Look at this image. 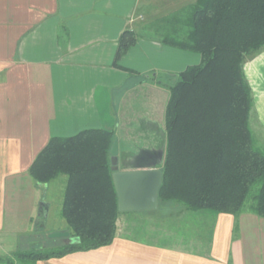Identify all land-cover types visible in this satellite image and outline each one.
Segmentation results:
<instances>
[{"label":"crops","instance_id":"0c3cea01","mask_svg":"<svg viewBox=\"0 0 264 264\" xmlns=\"http://www.w3.org/2000/svg\"><path fill=\"white\" fill-rule=\"evenodd\" d=\"M194 1L0 0V237L1 244L9 236L17 242L2 253L13 255L21 242L31 247L39 220L48 219L40 194L50 182L37 183L29 168L52 136L108 130L118 143L119 169H134L143 158L162 165L169 91L158 83L200 62L198 53L166 43L165 28L170 15ZM176 26L186 33L184 24ZM126 30L137 40L118 55ZM259 63L264 70V58ZM254 65L243 71L254 100L263 102L257 111H264L249 71ZM61 181L60 204L66 176ZM160 205L120 212L107 245L21 264H264V217L244 211L193 218L173 204L157 215ZM60 230L69 231L66 221Z\"/></svg>","mask_w":264,"mask_h":264},{"label":"trees","instance_id":"16d2710c","mask_svg":"<svg viewBox=\"0 0 264 264\" xmlns=\"http://www.w3.org/2000/svg\"><path fill=\"white\" fill-rule=\"evenodd\" d=\"M168 18L164 41L198 53L200 62L178 72L169 86L158 201H179L191 211L264 217V153L252 146L253 97L243 71L247 57L264 50V0H195ZM179 23L187 27L184 35ZM136 40L135 31H124L118 55ZM113 138L108 130L85 129L49 139L29 171L41 185L66 176L60 213L78 240L50 250L16 251L14 257L45 259L112 242L120 214L110 169Z\"/></svg>","mask_w":264,"mask_h":264},{"label":"rangeland","instance_id":"374dc122","mask_svg":"<svg viewBox=\"0 0 264 264\" xmlns=\"http://www.w3.org/2000/svg\"><path fill=\"white\" fill-rule=\"evenodd\" d=\"M165 29H167V28H165ZM159 32H160V37H161L163 32L161 30H159ZM263 58H264V50L247 57L246 61L243 64V68H244V66L246 68H248V66L255 64L254 66L249 67V71H250L251 75H253V77H254L253 79L254 80L256 79V81H258V84L252 83L253 87H255V85H257L258 95L259 94L264 95V70L259 65L257 66V64H260L259 63L260 61H263ZM257 69H258V71H257ZM255 71H256V73H255ZM175 78H176V76H175ZM174 81H175V79L173 81L169 80L167 82V79H166V81H164V82H159L158 85L161 88L169 91V88H170L169 86L171 84H173ZM252 97H253V103H252V108L250 111L249 121H248L249 130H250V134H251V140H252V146L255 150H258V151L264 153V129H263V127H264V111H261V110L257 111V109H256V103L258 105L259 102H262V101L258 100L257 98L254 100V94L253 93H252ZM119 166H121V164H119ZM62 176H64V175H59L55 179L50 180L49 181L50 184L48 185L49 187H47V189H45V190H43V189L41 190L40 196L42 195V197H44L46 199V201L49 203L48 219L45 222L42 220H39L40 224H38L35 235L31 236V240H33V243H31V245H30L31 247H27V245L25 247H22L24 245V242H21L22 246H20V248H22V249H20L18 251L27 252L31 249L50 250L53 248H58L59 246L62 245L61 238L49 237V234H51V233L62 231V230H60V227L64 226V224H65V220L63 219V217L61 216V213H60V210H61V204H60L61 199H60V197L62 196V188H60V185L62 183V181H61ZM48 183H46V184H48ZM37 189H40V188L38 187ZM37 189H35V190H37ZM38 193H39V191L38 192L35 191L34 197H36V195ZM160 203L163 206L160 205L158 207V210L154 211V213H156L157 215H166L168 213V209L172 208L171 207L172 204H173L174 208L177 210L179 208H181L179 211H185V213L186 212L191 213L193 218L196 214H198V211H191L182 202H179V201H160ZM165 203H167L168 205H164ZM174 211H176V210H174ZM170 213H172V210H170ZM196 220H198V219H196ZM193 222L195 223V221H192V223ZM195 224H197V223H195ZM1 239L2 238L0 237V248L11 249V248H14L17 244L16 240L14 242L12 240L14 238L11 236L5 237L4 242H3L4 244H1L3 241ZM25 248H28V250H26ZM5 253L6 252L2 253L1 249H0V257L3 260V262L0 261V264H7L8 258L10 259V262H12V264L13 263H16V264L20 263L21 264V262H23V259H27L25 257L24 258L23 257L18 258L16 256L14 257L13 255H5Z\"/></svg>","mask_w":264,"mask_h":264},{"label":"water","instance_id":"95a60500","mask_svg":"<svg viewBox=\"0 0 264 264\" xmlns=\"http://www.w3.org/2000/svg\"><path fill=\"white\" fill-rule=\"evenodd\" d=\"M117 149L115 139L110 150V169L117 196V210L125 212L155 209L162 181L161 159L143 158L134 169H119ZM39 207L42 209L43 203ZM49 237L61 238L66 243L78 240L77 236H70L69 231L54 232Z\"/></svg>","mask_w":264,"mask_h":264}]
</instances>
